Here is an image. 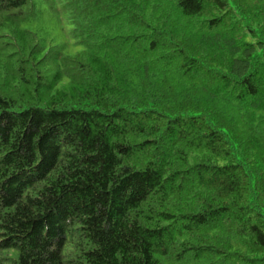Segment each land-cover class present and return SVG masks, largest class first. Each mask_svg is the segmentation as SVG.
Instances as JSON below:
<instances>
[{
	"label": "trees",
	"instance_id": "16d2710c",
	"mask_svg": "<svg viewBox=\"0 0 264 264\" xmlns=\"http://www.w3.org/2000/svg\"><path fill=\"white\" fill-rule=\"evenodd\" d=\"M0 264H264V0H0Z\"/></svg>",
	"mask_w": 264,
	"mask_h": 264
},
{
	"label": "rangeland",
	"instance_id": "374dc122",
	"mask_svg": "<svg viewBox=\"0 0 264 264\" xmlns=\"http://www.w3.org/2000/svg\"><path fill=\"white\" fill-rule=\"evenodd\" d=\"M60 31V30H59ZM59 34L62 36V37H66V34H64L63 32H59Z\"/></svg>",
	"mask_w": 264,
	"mask_h": 264
}]
</instances>
